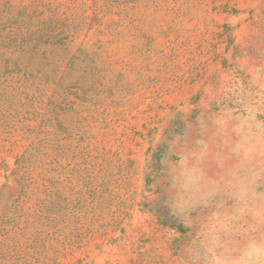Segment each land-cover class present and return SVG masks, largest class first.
<instances>
[{"label": "rangeland", "instance_id": "1", "mask_svg": "<svg viewBox=\"0 0 264 264\" xmlns=\"http://www.w3.org/2000/svg\"><path fill=\"white\" fill-rule=\"evenodd\" d=\"M0 264H264V0H0Z\"/></svg>", "mask_w": 264, "mask_h": 264}]
</instances>
